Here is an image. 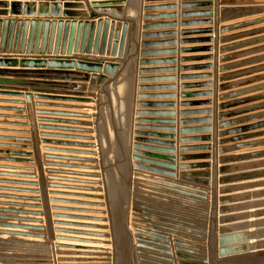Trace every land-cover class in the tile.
I'll list each match as a JSON object with an SVG mask.
<instances>
[{
  "label": "water",
  "instance_id": "water-1",
  "mask_svg": "<svg viewBox=\"0 0 264 264\" xmlns=\"http://www.w3.org/2000/svg\"><path fill=\"white\" fill-rule=\"evenodd\" d=\"M70 1H84L90 12L92 19L107 15H98L92 12L89 8L88 0H70ZM96 1V0H91ZM162 0H148V3H156ZM188 1V0H184ZM244 1V0H241ZM247 2H252L253 0H245ZM258 1V0H256ZM47 4V3H46ZM125 4V3H124ZM51 10L54 9H64V13H59L55 15L51 14H42V13H29L30 10H33L35 7L39 8L42 6V3H31L27 1L21 3L17 0H12L11 3L7 1L0 2V8L3 10L9 9V11H0V17H38V18H51L57 19L59 21H43L32 20V21H23L19 20H0V50H11L13 47V52L16 54L20 52L21 54L27 53V55L33 54L34 56H44L45 53L51 51L55 44V56L58 54L59 50H67L68 57H71L72 53L75 54H86V55H104L106 52H109L112 58L123 59L125 56V44L127 40V33L129 30V22H134V32L131 43V49L129 54V59L127 62L121 66L119 63L114 61H90V60H81L78 59H42V58H21L20 61L16 58L10 57H0V68H21V69H63V67L68 66L71 70L75 69L78 72H86L92 74L103 75L99 77L101 83L106 81V78L109 79L106 84L102 87L98 93V113L93 114L97 145L100 157V164L102 170L103 184L106 196V203L108 208L111 234H112V244H113V264H171L173 256L172 247L170 245L169 238H173L175 241L172 242L175 250V257L179 261V264H264V250L252 253H246L241 255H236L232 257L218 259V240L224 246L225 239L229 234H232V229L230 228H221L219 232L221 233V238H218V160H217V75H218V44L215 43V66H214V127H213V178H212V204H211V214H210V225L207 228V222L204 221H189L181 219L180 217L162 214L157 211H153L148 205H146L142 200H148L153 202V198L157 200H164V202H171L172 205H166L172 208H177L178 210H188L194 214L200 216H209L206 203L208 192L204 189L191 187L190 185H184L183 183H178L171 181L176 178V166L174 165L175 144L172 143L173 137L167 135L164 137L168 141H160L158 138L159 135L155 133H143V131L149 132H167L171 134L175 132L174 128L171 127H154L158 124H173L174 121L166 119L167 121H160L159 119H147L149 117L159 118H171L174 114L172 112L162 113L160 111H144V110H159V109H173L175 105L173 103H158V102H147L148 100H160V95H146L145 92L159 90V87L151 86H141L138 87L139 94L136 95V82H137V69H138V56L139 48H141L139 60V69L138 75L147 76L151 74L160 73V69H147L150 67H158L161 65V61L152 60L151 58L162 56V55H176L175 49H170L167 51H150L153 48H161L164 46L175 47L177 41L170 40L167 42H150L151 39H158L164 37H175L176 33H156L157 30L170 29L175 27V24L163 25V24H146L143 26L142 39L144 42L140 44V30H141V11H142V0H129L126 15L124 18L121 27H116L111 24V20L107 19L104 23H90L83 22L81 19L87 18V16L80 13H71L72 10L82 9V5L79 2H65V3H50L48 4ZM113 4H110L111 6ZM243 5V4H242ZM210 5L205 2L200 3H186L182 5L183 10H196L207 8ZM241 7V5L236 6ZM21 9H24V12H21ZM174 6H148L143 9V11L151 13L155 11L163 10H173ZM239 9V8H238ZM212 15L211 11H192L182 14L184 19H194V18H204L210 17ZM175 15H144L142 21L151 22L153 20L159 19H172L175 18ZM63 18V19H62ZM111 18V17H109ZM76 19H78L76 21ZM114 19V18H112ZM117 20V19H115ZM121 21V20H119ZM213 23L211 20L204 19L200 21H185L181 23L182 28H195V27H207L211 26ZM245 26L243 24H236L233 29L240 30ZM208 33L206 29L195 31V35H203ZM186 35V34H185ZM189 35V34H188ZM192 35V34H190ZM208 39H187L182 41V45L190 44H202L208 43ZM207 48L202 49H183L182 54H192L194 52H209ZM208 57H191L181 59V63H190L196 61H208ZM210 66H189L181 69V72H194V71H208ZM121 69V70H120ZM120 70V71H119ZM176 69H173L175 71ZM119 72V73H118ZM118 73V74H117ZM8 74H22L29 75L30 73L26 72H17L13 73L11 71L0 72V75L5 77ZM88 78V77H86ZM205 76H181V81H192L196 79H204ZM95 79V77H93ZM160 79L155 77H143L141 80L142 83H153L159 81ZM167 81H170L168 79ZM210 84H206L204 87H209ZM194 85L182 86V90L192 89ZM171 87H168V89ZM1 90V89H0ZM9 92H21V91H11ZM9 92H0V96H9L15 98H22L24 95L22 93H9ZM23 92V91H22ZM38 93L37 91H30L29 93ZM27 95V99L31 98V95ZM136 96V98H135ZM210 93L200 92V93H182L181 98L183 100H192L198 97H209ZM236 97V96H235ZM173 95H167L166 99H172ZM37 100H54L62 102H76L70 101L74 99L50 97L47 95H35ZM80 100V99H78ZM136 100V103H135ZM264 100V94L258 99L253 101ZM85 102V101H78ZM245 104V102L239 101L234 105L230 104L225 106V110ZM210 106V101H185L182 103V108L185 110L180 113L182 121L180 125L189 128L192 126H206L212 123V120L209 118L211 115L210 109H198L190 110L191 108L207 107ZM137 111V138L136 144L134 145V156L133 160L135 161V169L139 172L149 173L151 175L164 177L165 179H158V177L153 176H138L142 180H146L151 185L148 190L151 193H141L138 191L132 192V177H133V167L131 162V152H132V137H133V122H134V109ZM260 109L264 110V103L260 106ZM11 111H18L10 109ZM38 115H53L49 112L39 111ZM55 115V114H54ZM57 115V114H56ZM59 116L69 117L65 113H60ZM203 116L204 119H194L196 117ZM232 116H221L223 121L234 117ZM40 122H47L41 120ZM61 124H68L66 121H62ZM142 124H151V126L142 125ZM234 124L224 122L222 123V129L232 128ZM260 127V126H259ZM261 127L264 128V123L261 124ZM43 130H48L49 127H41ZM260 129L257 127H244L239 129H233L228 131L227 136H233L229 141L234 143L235 151H245L249 149H256L259 147H264V141L254 142V143H243L251 140H255L261 137H264V132L254 133L249 135L247 132L252 130ZM62 132H69L70 129L61 128L57 129ZM193 133L204 134L206 129H200L198 132H193L192 129H187L181 131L183 136H189ZM42 136L48 137L49 135L43 134ZM56 138H68L65 135L56 136ZM150 138V139H148ZM207 141L204 137H188L182 139V147H180V158H179V170L182 172H192L200 171L203 172L211 168V165L207 163L211 159V155L208 153L211 150V147L208 145H193L201 144ZM44 144H47V141H44ZM61 146H70L68 143L57 144ZM6 145H0V147H5ZM45 151L48 152L49 149L45 148ZM62 154H74L72 151L62 150ZM0 154H10L3 153ZM84 155H89L88 153H80ZM165 154V155H163ZM30 156V155H28ZM260 154H251L248 155V159L259 158ZM45 159H50L46 155ZM244 157H240L238 160L241 161ZM60 160H67L62 157ZM0 161H6L5 159H0ZM46 166H49L47 163ZM61 167H65L62 165ZM11 170L10 168H5ZM13 170V169H12ZM230 168L226 167L222 169L223 173H229ZM27 171H32L27 169ZM60 175H71L67 173H60ZM0 176H6L11 178H24L33 180L35 177L33 175H15L7 174L3 175L0 173ZM192 176H183V179L191 183H195L202 187H207L209 181H206V174H199ZM202 178V179H201ZM59 182H70L82 184L81 181H74V179H49ZM240 177L227 176L221 180V185H230L232 183L240 182ZM2 183V182H0ZM154 184H159L161 186H168L170 189H161L156 187ZM23 186H34V183H21ZM147 185V184H146ZM50 188L60 189V190H78V191H92L87 189H74L72 187L66 186H55L51 185ZM0 191L7 192H18L23 194H32L37 195L39 191L36 190H19V189H5L0 187ZM132 192V193H131ZM152 194H159L157 196ZM52 196H62L69 198H83V199H95L87 197L86 195H71L67 193H51ZM158 196H163L166 198H161ZM0 198L8 200H21L25 202H35L38 203L41 201L39 198H27V197H16L10 196L5 197L0 195ZM131 198L135 199L131 202ZM104 199V198H96ZM53 204L61 205H73L80 207H105L100 204L87 203L83 201H69L65 199H51ZM161 202V201H158ZM189 202V203H188ZM221 205L228 206L232 204L231 200L228 197H223L220 200ZM160 204V203H159ZM194 204V205H192ZM200 206V207H196ZM2 207L8 208H20V209H37L41 210V205H28V204H17V203H3L0 202V214H10V215H23L28 217H41L43 213L33 212V211H23L15 209H2ZM186 208V209H182ZM53 210L59 212H72L78 214H97V211H90L86 209H67L65 207H55ZM233 209L230 207H224L223 213L229 215ZM131 212L136 215V220H132L136 223L137 231L131 232L130 223H131ZM103 214L101 212H98ZM161 216H166L168 219H164L167 222H172L169 225L165 224L160 227L156 224H161L155 221V218L158 220H163ZM28 217H8L0 215V221L4 222H18L24 224H34L41 225L44 223L41 219H31ZM53 218L60 220H69V221H82V222H105V220L95 219L91 217H84L78 215H67L63 213L54 214ZM198 218V217H193ZM205 220V219H199ZM234 218H224L222 220V225L225 223H232ZM184 221V222H183ZM55 226L58 228L55 229V233L59 234L56 237V240L60 243L54 244V249L57 250H76V251H87V250H97L101 251L102 249L87 246H101L105 245L102 240L107 239L108 235L104 233L97 232H87V231H77L64 229L67 228H78V229H91V230H105V227L96 226L91 224L83 223H71L66 221H55ZM166 226V227H165ZM62 227V228H60ZM1 229L9 230H20L24 232H14V231H4ZM183 230V231H178ZM209 230V242L207 241V232ZM45 229L41 227H33L32 225H9V224H0V237H18L25 238L29 240L44 241L47 237L44 234H33L27 232H44ZM148 231L150 233H145ZM183 232V233H182ZM186 232V233H185ZM190 234V235H189ZM65 235L77 236L66 237ZM206 235V236H205ZM134 236V237H133ZM136 236V237H135ZM79 237H87L92 239H82ZM134 238V239H133ZM196 239L198 245H192L191 241ZM101 240V241H99ZM5 243H11L10 241H5L0 238V264H52L49 259V251L45 248L44 243H20L25 244L30 247H18L17 249H7L12 248L4 245ZM76 244V245H74ZM208 245V255L206 254V248ZM32 246V247H31ZM197 246V247H196ZM27 247V248H26ZM257 250L259 244L253 246H247L244 249L251 248ZM140 253H137L138 251ZM241 249H221L219 251L220 256L224 257L233 252H240ZM150 252V253H146ZM57 256H66L67 254L62 251L56 253ZM71 255V254H68ZM79 255V254H78ZM136 256H138L136 258ZM156 260L157 263H152L147 261V259ZM209 260V261H208ZM161 262V263H160ZM163 262V263H162ZM57 263L66 264V263H85L80 260H70L64 258H58ZM94 263V261L89 262Z\"/></svg>",
  "mask_w": 264,
  "mask_h": 264
},
{
  "label": "crops",
  "instance_id": "crops-1",
  "mask_svg": "<svg viewBox=\"0 0 264 264\" xmlns=\"http://www.w3.org/2000/svg\"><path fill=\"white\" fill-rule=\"evenodd\" d=\"M7 1V3H11L12 0H0V2ZM21 3H25L30 1L31 3H42L41 7H35L33 10H30L29 13H42V14H55L64 13L66 10L62 9H54L51 10L49 8L50 3H65V2H79L82 5V9L80 10H72L71 13H80L82 15L87 16L85 19H81L83 22L90 23H104L107 19L111 20V24L117 27H121L124 21L126 10L128 6L129 0H96L91 1L88 0L89 8L92 12L98 15H107L98 17L96 19H92L90 12L86 6L84 1H70V0H17ZM233 1V0H232ZM231 0H162L156 3H148V0H142V11H141V30H140V44L144 42L142 39V34L145 33L143 31V26L146 24H175V27L170 29H162L157 30L156 33H168L173 32L176 33L175 37L169 38H158L151 39L150 42H167L170 40L177 41V45L175 47L164 46L161 48H153L150 51H167L170 49H175L177 52L176 55H162L151 58L152 60L161 61V65L158 67H150L147 69H160V73L151 74L147 76L138 75L139 69V60H141L140 52L142 51L139 48V56H138V69H137V82H136V95L139 94L138 87L141 86H151V87H159V90L148 91L145 92L146 95H160V100H148L147 102H158V103H173L175 107L171 110L169 109H159V110H144V111H160L162 113L172 112L174 115L171 118L165 117H149L147 119H159L160 121H167L166 119H170L174 121L173 124H158L154 127H171L175 129V132L168 134L167 132H149L143 131L147 135V133H155L160 137L158 140L160 141H168L164 137L167 135H171L173 137L172 143L175 144L173 148L175 151V156H173L176 166V178L171 181H175L178 183H183L184 185H190L191 187H197L204 189L208 192L206 203L207 206H203V208H207L209 216H200L198 214H194L189 211L178 210L177 208H172L166 205H172L171 202H164V200H157V198H153V202H149L148 200H142L148 207H150L153 211H157L162 214L172 215L176 217H180L185 220H198L204 221L208 223L207 228L210 225V214H211V204H212V178H213V127H214V66H215V43L218 44V75H217V160H218V231L225 227L230 228L232 225H237L239 221V205L242 201H245V196L241 190L242 187H246L245 191L248 190V185H255L258 192L264 191V147H259L256 149H249L245 151H235L234 143H230L229 141L233 138V136H227L228 131L233 129H239L244 127H257L260 129L252 130L247 132L249 135L254 133H262L264 132V128L261 127V124L264 123V110L260 109V106L264 103V100L253 101L261 97L264 94V54L262 53V44L260 43V36L258 35V25L252 26L248 30H234L233 25L241 21L239 18L240 12L243 15H246L247 12H254L257 6L254 5H242L241 7H236L235 4ZM208 3L210 6L203 9L196 10H183L181 7L186 3ZM47 3V4H46ZM125 3V4H124ZM110 4H113L109 6ZM174 6L173 10H163V11H155V12H145L143 9L148 6ZM239 8V9H238ZM0 11H9L3 10L0 8ZM192 11H211L212 15L210 17L204 18H194V19H184L182 18L183 13L192 12ZM21 12H24V9H21ZM175 15V18L172 19H159L153 20L151 22L142 21V17L144 15ZM114 18V19H112ZM23 20V21H32V20H40L43 21H59L57 19L51 18H38L36 17H0V20ZM63 19V18H62ZM117 19V20H115ZM208 19L212 21L211 26L207 27H195V28H182L181 23L185 21H200ZM78 19H76L77 21ZM121 20V21H119ZM206 29L208 33L203 35H195L194 32L198 30ZM244 31H249L250 37H246V35H239L244 33ZM134 32V22H129V30L127 33V40L125 44V56L123 59L112 58L109 52H106L104 55H80L72 53L71 57H68V52L59 50L58 54L55 56V44L51 49L45 53L44 56H34L33 54L27 55V53L21 54L17 52L16 54L13 52V47L11 50H0V57H10L16 58L20 61L21 58H42V59H78L81 60H90V61H114L119 63L121 68L129 59L131 43ZM186 34V35H185ZM189 34V35H188ZM192 34V35H190ZM239 35L237 37H234ZM189 39H208V43L202 44H190V45H182V41ZM207 48L209 52H194L192 54H182L181 51L183 49H202ZM191 57H208V61H196L190 63H181V59L191 58ZM210 66V70L208 71H194V72H181V69L189 66ZM173 69H176L173 71ZM121 70V69H120ZM119 70V71H120ZM11 71L13 73L17 72H26L30 73L29 75H20V74H8V76L0 75V92H9L11 91H21V92H9V93H22L24 96L22 98H15L9 96H0V145H6L5 147H0V152L10 153V154H0V159H5L6 161H0V173L3 175L7 174H15V175H33L35 179L29 180L24 178H11L6 176H0V187L5 189H19V190H36L39 191V194H23L18 192H7L0 191V195L5 197L16 196V197H27V198H39L40 202H25L21 200H8L0 198V202L3 203H17V204H28V205H41V210L37 209H20V208H8L2 207V209H15V210H23V211H33V212H41L43 216L41 217H28L23 215H10V214H0L8 217H22V218H31V219H41L44 221L41 225L34 224H24L18 222H4L0 221V224H9V225H32L33 227H41L45 229L44 232H27V233H35V234H44L47 239L40 242L37 240H29L25 238L18 237H7L1 236L0 238L5 241H10L11 243H5L4 245L12 248L7 249H17L18 247H30L25 244L20 243H44L45 248L48 249V253L51 256H48L51 259L52 264H60L57 263L58 258L70 259V260H78V259H90L95 260L94 264H108L107 253L103 252L105 249H109L104 245L101 246H87L102 249V251L98 252H83L76 250H57L54 249L53 245L58 244L56 237L59 235L55 233V229L58 226L54 225L55 221H66L71 223H83V224H91L96 226L105 227V230H91V229H78V228H67L70 230L77 231H87V232H97L104 233L108 235V238L112 239L110 220L108 214V208L106 203V196L103 184L102 170L100 164V157L97 145L96 131L94 125L93 114L98 113L97 103L98 101V93L102 89V87L106 84L109 79L114 78H106V81L101 83L99 81V77H103V75L86 73V72H78L77 70H71L70 67L65 66L63 69H21V68H0V72ZM119 73V72H118ZM117 73V74H118ZM205 76L204 79H196L192 81H181V76ZM88 77V78H86ZM95 77V79H93ZM143 77H155L160 79L159 81L153 83H142L141 80ZM170 79V81H167ZM206 84H210L209 87H204ZM186 85H194L192 89L182 90V86ZM168 87H171V89ZM23 91V92H22ZM30 91H37L38 93H29ZM207 92L210 93L209 97H198L192 100H183L181 98L182 93H200ZM31 95V98L28 100L27 95ZM35 95H47L50 97H58V98H66V99H74L70 101L76 102H62V101H54V100H37L35 99ZM167 95H173L172 99H166ZM236 96V97H235ZM136 98V96H135ZM80 99V100H78ZM210 101V106L207 107H199V108H191L190 110H198V109H210L211 115L209 118L212 120L210 125L206 126H192L189 128H185L180 125L182 118L180 117V113L185 109L182 108V103L185 101ZM85 101V102H78ZM242 101L245 104L231 107L225 110V106L230 104L234 105L235 103ZM136 103V100H135ZM10 109L18 110L11 111ZM39 111L49 112L53 115H38ZM136 107L134 109V122H133V137H132V152H131V162L133 167V177H132V192L138 191L141 193H151L148 190L151 185L146 180L140 179L138 176H153L158 177V179H165L164 177H159L155 175H151L145 172H139L135 169V161L133 160V152L134 145L136 144L137 138V119L138 116ZM60 113H65L69 117L59 116ZM55 114V115H54ZM57 114V115H56ZM232 116L225 121L221 119V116ZM41 120H45L47 122H40ZM194 119H204L203 116L196 117ZM62 121H66L68 124H61ZM232 123L234 126L229 129H222V123ZM151 126V124H142ZM47 126L48 130H43L41 127ZM260 126V127H259ZM70 129L69 132H62L57 129L61 128ZM192 129L193 132H198L200 129H206V133L197 134L193 133L189 136H183L181 131ZM43 134L49 135L48 137L42 136ZM68 138H56V136H62ZM188 137H204L207 141L201 144H193V145H208L211 147L210 152L211 159L207 162L211 165V168L205 170L203 172L200 171H192V172H182L179 170V158L180 147H182V139ZM150 139V138H148ZM44 141H47V144H44ZM264 141V137L243 142V143H254ZM68 143L70 146H61L57 144ZM45 148L49 149L48 152L45 151ZM72 151L74 154H62L61 151ZM80 153H88L89 155H84ZM251 154H260L259 158L256 159H248L247 156ZM30 155V156H28ZM46 155L50 157V159H45ZM165 155V154H163ZM62 157L67 159L65 161L60 160ZM240 157H244L241 161L238 159ZM47 163L49 166H46ZM64 165L65 167H61ZM229 167V173H223L222 169ZM5 168H10L11 170H7ZM13 169V170H12ZM27 169H31L32 171H27ZM60 173L74 174L71 175H60ZM206 174V181H209V185L207 187H202L195 183H191L183 179V176H192L193 175ZM227 176L240 177V182L232 183L230 185H221V180ZM74 179V181H81L82 184L78 183H68V182H59L53 181L49 179ZM202 179V178H201ZM21 183H34V186H23ZM147 184V185H146ZM51 185H55L58 187L66 186L72 187L74 189H87L92 191H78V190H60L55 188H50ZM156 187H160L161 189H170L168 186H161L159 184H154ZM67 193L71 195H86L87 197L95 198V199H83V198H69L62 196H52L51 193ZM131 192V193H132ZM159 195V194H152ZM228 197L232 204L224 207H230L233 211L226 215L223 213L224 207L221 205L220 200L223 197ZM104 198V199H96V198ZM161 198H166L163 196H158ZM51 199H65L69 201H83L87 203L100 204L105 207L95 208V207H80L73 205H61V204H53ZM135 199L131 198V202ZM161 201V202H158ZM263 200L257 198L255 200V204L258 206L262 203ZM160 203V204H159ZM189 203V202H188ZM194 205V204H192ZM55 207H65L67 209H86L90 211H97V214H78L72 212H59L53 210ZM200 207V206H196ZM186 209V208H183ZM101 212L103 214H100ZM63 213L67 215H78L84 217H91L95 219L105 220V222H80V221H69V220H60L53 218L54 214ZM163 220H158L155 218L156 222L161 224H156L160 227L162 225H177L172 224V222H167L164 219H168L166 216H161ZM199 217V218H193ZM201 217V218H200ZM224 218H234L235 220L232 223H225L222 225V220ZM136 215L131 212V221L136 220ZM205 219V220H199ZM184 222V221H183ZM132 223H130L131 232L137 231V229L132 227ZM135 225V224H134ZM166 227V226H165ZM62 228V227H60ZM4 231H14V232H24L20 230H9V229H1ZM183 231V230H178ZM209 231V230H208ZM145 233H150L148 231H144ZM183 233V232H182ZM186 233V232H185ZM190 235V234H189ZM209 235V232H208ZM66 237H74L77 236L65 235ZM231 236V234H229ZM82 239H91L97 241V239L87 238V237H79ZM102 240L105 245L109 243V239ZM218 238H220L218 236ZM101 241V240H99ZM170 245L172 247V255L171 259H173V264H178V260L175 257L174 245L172 242L175 240L173 238H169ZM191 241H193L191 239ZM76 245V244H74ZM26 247V248H27ZM32 247V246H31ZM58 251H62L67 254L66 256H57L56 253ZM79 253H92L95 256L91 258L88 257H79L77 256ZM150 253V252H146ZM71 254V255H68ZM148 259V258H146ZM149 260V259H148ZM153 260V259H150ZM97 261V262H96ZM99 261V262H98ZM156 261V260H154ZM163 263V262H162ZM66 264H87V263H66ZM92 264V263H90Z\"/></svg>",
  "mask_w": 264,
  "mask_h": 264
},
{
  "label": "rangeland",
  "instance_id": "rangeland-1",
  "mask_svg": "<svg viewBox=\"0 0 264 264\" xmlns=\"http://www.w3.org/2000/svg\"><path fill=\"white\" fill-rule=\"evenodd\" d=\"M232 1V0H231ZM233 3H236L235 6H239L244 3L245 5H254L257 6L254 12H247L246 15L241 14L239 15V18L241 19L240 22L235 23L233 27L236 24H243L245 27L240 30H248L255 24L258 25V35L260 36V43L262 44V53L264 54V0H253L252 2L247 1H241V0H233ZM249 31H244V33L239 35H246V37L249 36ZM239 35H236L234 37H237ZM256 186H249L248 190L245 191V186L242 187L241 190H244L243 192L245 196V201H242L239 205L240 211L239 221L237 225H232V234L231 236L226 237V241L224 246L219 242L218 240V259L232 257L236 255L246 254V253H252V252H258L264 250V191L258 192L257 195V188ZM259 198L263 200V204L256 205L255 200ZM209 232V231H208ZM207 232V233H208ZM218 236L221 238V233L218 231ZM219 238V239H220ZM109 239V243L104 245L105 247L109 248V251L107 252L108 255L106 257L108 258V261L106 263L111 264L113 261V244L112 239ZM207 241L209 242V235L207 237ZM259 244V248L257 250L248 248L244 249L247 246H253L255 244ZM198 245V244H197ZM241 249L240 252H233L231 254H228L227 256H220L219 251L221 249ZM102 251V250H101ZM103 252H106L103 250ZM206 254H208V245L206 248ZM138 257V256H137Z\"/></svg>",
  "mask_w": 264,
  "mask_h": 264
},
{
  "label": "bare ground",
  "instance_id": "bare-ground-1",
  "mask_svg": "<svg viewBox=\"0 0 264 264\" xmlns=\"http://www.w3.org/2000/svg\"><path fill=\"white\" fill-rule=\"evenodd\" d=\"M183 209V208H182ZM184 211H188V210H184ZM190 212V211H189ZM202 217V216H201ZM200 217V218H201ZM199 218V217H198ZM189 221H193V219L192 220H189ZM196 221H198L197 219L196 220H194L193 222H196ZM131 223L133 224L132 225V227L133 228H135V229H137L136 228V223H134L133 221H131ZM135 224V225H134ZM207 226H208V223H207ZM206 236V235H205ZM134 237V236H133ZM136 237V236H135ZM206 237H208V233H207V236ZM134 239V238H133ZM196 242V239H194L193 240V242H189V243H192V245H197V243H195ZM197 247V246H196ZM88 248H90V247H88ZM105 250V249H104ZM106 252L105 253H107L108 251H109V249H106L105 250ZM138 251V250H137ZM83 252H98L97 250H92V251H90V250H87V251H83ZM137 253H140V251H138ZM49 256H51V255H49ZM77 256H79V257H88V258H91L92 256H95V255H93L92 253L90 254V253H79V255H77ZM209 257V256H208ZM136 258H137V256H136ZM171 258V257H170ZM50 259V258H49ZM51 260V259H50ZM78 260H80V261H84L85 263H87V264H90L89 262H92V261H94L95 262V260H90V259H78ZM147 261H150V262H152V263H157L156 261H154V260H148L147 259ZM209 261V260H208ZM97 262V261H96ZM99 262V261H98ZM104 263H106L105 261H103ZM161 263V262H160ZM92 264H94V263H92ZM111 264H113V261H112V263ZM171 264H173V259H172V263ZM178 264H179V261H178ZM208 264H209V262H208Z\"/></svg>",
  "mask_w": 264,
  "mask_h": 264
}]
</instances>
